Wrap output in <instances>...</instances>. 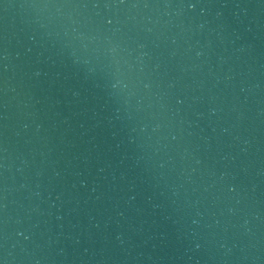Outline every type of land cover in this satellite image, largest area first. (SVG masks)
Returning <instances> with one entry per match:
<instances>
[{
	"label": "water",
	"instance_id": "95a60500",
	"mask_svg": "<svg viewBox=\"0 0 264 264\" xmlns=\"http://www.w3.org/2000/svg\"><path fill=\"white\" fill-rule=\"evenodd\" d=\"M0 264H264V0H0Z\"/></svg>",
	"mask_w": 264,
	"mask_h": 264
}]
</instances>
